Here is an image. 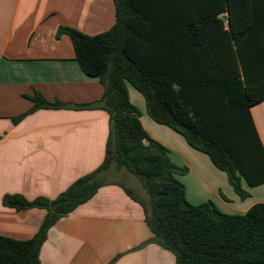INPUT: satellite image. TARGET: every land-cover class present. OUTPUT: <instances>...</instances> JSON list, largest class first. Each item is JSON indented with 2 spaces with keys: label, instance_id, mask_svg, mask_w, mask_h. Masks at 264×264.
I'll return each instance as SVG.
<instances>
[{
  "label": "trees",
  "instance_id": "obj_1",
  "mask_svg": "<svg viewBox=\"0 0 264 264\" xmlns=\"http://www.w3.org/2000/svg\"><path fill=\"white\" fill-rule=\"evenodd\" d=\"M116 21L107 31L87 35L60 26L83 72L98 78L104 93L87 104L49 102L35 91L26 112L39 109H100L109 115L103 162L53 199L29 200L5 194L2 204L17 211L40 208L46 215L28 240L0 235V264H39L51 227L98 190L115 181L112 169L136 176L148 202L119 184L144 210L154 242L172 252L176 264H264V203L243 214H227L211 201L186 199L169 149L144 129L129 86L147 114L181 135L225 172L241 199L242 188L264 184V146L251 108L264 101V0H114Z\"/></svg>",
  "mask_w": 264,
  "mask_h": 264
},
{
  "label": "crops",
  "instance_id": "obj_2",
  "mask_svg": "<svg viewBox=\"0 0 264 264\" xmlns=\"http://www.w3.org/2000/svg\"><path fill=\"white\" fill-rule=\"evenodd\" d=\"M115 21L114 0H0V235L31 239L46 215L40 208L5 207V194L53 199L103 162L109 132L104 110L39 109L18 124L12 118L32 107L28 97L35 91L49 102L71 105L101 99L100 80L83 72L70 37L56 34L60 26H70L96 35ZM129 95L148 135L169 149L175 164L188 168L179 180L189 203L211 201L227 214H243L264 203V184L250 187L243 179L250 196L241 199L206 154L154 122L133 90ZM251 115L264 146V101L251 108ZM119 184L101 187L59 219L41 246L39 264H176L172 252L150 242L154 234L143 207ZM137 188L144 191L141 184Z\"/></svg>",
  "mask_w": 264,
  "mask_h": 264
},
{
  "label": "rangeland",
  "instance_id": "obj_3",
  "mask_svg": "<svg viewBox=\"0 0 264 264\" xmlns=\"http://www.w3.org/2000/svg\"><path fill=\"white\" fill-rule=\"evenodd\" d=\"M130 90H133L140 98H143L142 95L136 91L133 87L129 86ZM106 177L110 180L117 181L121 184L128 185L133 187L134 192L145 199L146 202H148V194L144 190L143 192L137 188V184H140L138 178L134 176L133 174L129 173L128 171L122 169L121 171H116L115 169H112ZM136 188V189H135ZM145 195V196H144Z\"/></svg>",
  "mask_w": 264,
  "mask_h": 264
}]
</instances>
